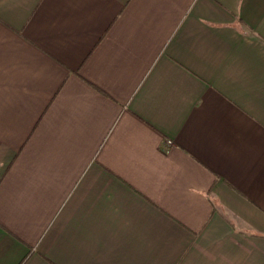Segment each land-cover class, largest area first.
<instances>
[{
  "label": "crops",
  "instance_id": "obj_1",
  "mask_svg": "<svg viewBox=\"0 0 264 264\" xmlns=\"http://www.w3.org/2000/svg\"><path fill=\"white\" fill-rule=\"evenodd\" d=\"M0 264H264V0H0Z\"/></svg>",
  "mask_w": 264,
  "mask_h": 264
},
{
  "label": "built area",
  "instance_id": "obj_2",
  "mask_svg": "<svg viewBox=\"0 0 264 264\" xmlns=\"http://www.w3.org/2000/svg\"><path fill=\"white\" fill-rule=\"evenodd\" d=\"M166 143H167L168 145H171V144H172L171 140H166Z\"/></svg>",
  "mask_w": 264,
  "mask_h": 264
}]
</instances>
